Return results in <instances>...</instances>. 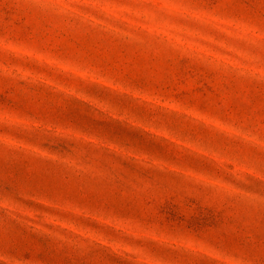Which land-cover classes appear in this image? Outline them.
<instances>
[{
    "label": "rangeland",
    "instance_id": "1",
    "mask_svg": "<svg viewBox=\"0 0 264 264\" xmlns=\"http://www.w3.org/2000/svg\"><path fill=\"white\" fill-rule=\"evenodd\" d=\"M0 264H264V0H0Z\"/></svg>",
    "mask_w": 264,
    "mask_h": 264
}]
</instances>
